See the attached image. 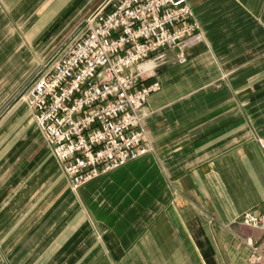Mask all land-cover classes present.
Here are the masks:
<instances>
[{
  "label": "crops",
  "instance_id": "0c3cea01",
  "mask_svg": "<svg viewBox=\"0 0 264 264\" xmlns=\"http://www.w3.org/2000/svg\"><path fill=\"white\" fill-rule=\"evenodd\" d=\"M104 1L0 0V264H264L238 239L264 248L238 222L264 212V0H188L204 41L143 109L154 152L74 190L18 96Z\"/></svg>",
  "mask_w": 264,
  "mask_h": 264
},
{
  "label": "built area",
  "instance_id": "2783aa9c",
  "mask_svg": "<svg viewBox=\"0 0 264 264\" xmlns=\"http://www.w3.org/2000/svg\"><path fill=\"white\" fill-rule=\"evenodd\" d=\"M83 24L21 95L74 190L154 152L143 109L161 90L165 66L185 64L187 50L204 41L188 0H108ZM238 222L264 231V212ZM238 239L251 262L264 261L251 237Z\"/></svg>",
  "mask_w": 264,
  "mask_h": 264
},
{
  "label": "rangeland",
  "instance_id": "374dc122",
  "mask_svg": "<svg viewBox=\"0 0 264 264\" xmlns=\"http://www.w3.org/2000/svg\"><path fill=\"white\" fill-rule=\"evenodd\" d=\"M108 0H105L104 2H102L100 5H96L94 8H92L91 10H88L87 12H85V13H83L84 15H83V18L78 22V24H77V26H75V28H73L72 30H69L70 31V33L64 38V40H62V43H60V45L51 53V55H50V57H49V59L48 60H46V62L42 59V58H44V56L46 55V53L49 51V49L50 48H52V46L55 44H53L52 43V45L50 46V48L47 50V51H45L44 53H43V55H42V57L40 58V55L38 56L37 54H36V57H38L36 60H37V62L38 63H40L41 64V62H42V60L44 61L42 64H41V66L36 70V72H35V75H34V79H36V77L41 73V72H43L47 67H50L51 66V64L53 63V61H54V59H55V57L58 55V54H60L61 52H62V50L63 49H65V48H69V46H70V44L76 39V38H78V36L80 35V34H82L84 31H85V24H83L84 23V21L92 14V13H94L99 7H101L105 2H107ZM78 6H81V3H77V4H75V5H73V6H71L67 11V13L63 16V18L61 19L60 18V20H58L57 22H56V25L54 26V27H52V29L49 31V33L45 36V42H47L48 41V38H54L53 37V34L55 33V30L64 22V21H66V20H68L69 19V17H70V15L72 14V12L73 11H75V9H76V7H78ZM86 13H88V14H86ZM66 19V20H65ZM82 23V25L79 27V25ZM77 27H79L78 29H77ZM77 29V30H76ZM68 31V32H69ZM67 38H68V40H67ZM67 40V41H66ZM66 41V42H65ZM65 42V43H64ZM39 54H41V53H39ZM28 87V86H27ZM27 87H25V89L27 88ZM23 91V90H22ZM22 91L20 92V94H19V96H18V100L19 101H22L21 100V95H22ZM262 262V261H261ZM252 263H254V262H252ZM257 263H259V262H257Z\"/></svg>",
  "mask_w": 264,
  "mask_h": 264
},
{
  "label": "bare ground",
  "instance_id": "6f19581e",
  "mask_svg": "<svg viewBox=\"0 0 264 264\" xmlns=\"http://www.w3.org/2000/svg\"><path fill=\"white\" fill-rule=\"evenodd\" d=\"M151 66V63H146L145 65H143V68H148Z\"/></svg>",
  "mask_w": 264,
  "mask_h": 264
}]
</instances>
